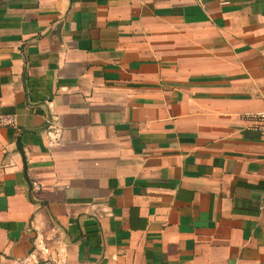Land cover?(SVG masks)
<instances>
[{"label": "crops", "instance_id": "1", "mask_svg": "<svg viewBox=\"0 0 264 264\" xmlns=\"http://www.w3.org/2000/svg\"><path fill=\"white\" fill-rule=\"evenodd\" d=\"M263 111L264 0H0V264H264Z\"/></svg>", "mask_w": 264, "mask_h": 264}, {"label": "built area", "instance_id": "2", "mask_svg": "<svg viewBox=\"0 0 264 264\" xmlns=\"http://www.w3.org/2000/svg\"><path fill=\"white\" fill-rule=\"evenodd\" d=\"M253 129L264 138V111L253 116ZM15 126V115L0 113V129H9Z\"/></svg>", "mask_w": 264, "mask_h": 264}, {"label": "water", "instance_id": "3", "mask_svg": "<svg viewBox=\"0 0 264 264\" xmlns=\"http://www.w3.org/2000/svg\"><path fill=\"white\" fill-rule=\"evenodd\" d=\"M15 146L17 147L18 152L21 154V149H20V146L18 143V139H16V141H15Z\"/></svg>", "mask_w": 264, "mask_h": 264}]
</instances>
